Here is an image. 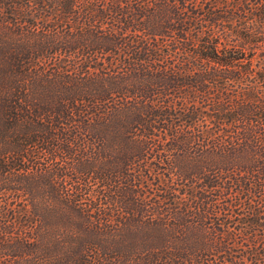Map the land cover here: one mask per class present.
<instances>
[{
  "label": "trees",
  "instance_id": "16d2710c",
  "mask_svg": "<svg viewBox=\"0 0 264 264\" xmlns=\"http://www.w3.org/2000/svg\"><path fill=\"white\" fill-rule=\"evenodd\" d=\"M0 264H264V0H0Z\"/></svg>",
  "mask_w": 264,
  "mask_h": 264
}]
</instances>
